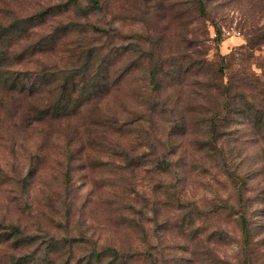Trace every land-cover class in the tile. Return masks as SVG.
Masks as SVG:
<instances>
[{
  "label": "rangeland",
  "instance_id": "obj_1",
  "mask_svg": "<svg viewBox=\"0 0 264 264\" xmlns=\"http://www.w3.org/2000/svg\"><path fill=\"white\" fill-rule=\"evenodd\" d=\"M94 1L0 0V264H264V0Z\"/></svg>",
  "mask_w": 264,
  "mask_h": 264
},
{
  "label": "trees",
  "instance_id": "obj_2",
  "mask_svg": "<svg viewBox=\"0 0 264 264\" xmlns=\"http://www.w3.org/2000/svg\"><path fill=\"white\" fill-rule=\"evenodd\" d=\"M77 2V0H75ZM92 2L96 5H98L97 1L92 0ZM201 10L203 11V3L199 0ZM94 32H102L101 29L97 27H93ZM85 66V65H84ZM84 66H80V68H84ZM48 81L53 84L54 80L52 77L48 78ZM57 85L62 86L61 91L57 92V95L55 96L54 100L48 104V107L44 110H42V113L46 117H51L54 119H59L61 117H73L76 116L77 112L80 111V106L85 104L86 102H89V100L97 93L94 92L93 94L89 95L90 97L84 96L80 92H75L76 81L69 82L67 79L65 80H59ZM83 89L80 88L79 91H82ZM74 93H77V95L73 96ZM56 100V107L54 105V102ZM71 106V108H70ZM239 196L240 199H244L243 191L239 190ZM238 221L241 229V233L243 236V241L245 244L248 243V239L250 237V226L248 222L247 215L244 212H238ZM3 227L2 224H0V229ZM4 229V228H2ZM7 234H0V246L8 245L11 242H14L12 246H14V249H20L23 247V244L19 240H13L15 239L16 235L21 233L20 230L15 226H9L7 227ZM6 237H3L5 236ZM13 240V241H12ZM97 255V256H96ZM107 255L110 257V261L107 264H116L118 261V258L121 257L119 252L111 247H107L106 249L101 250L100 252L95 251L92 257L96 256V262L102 261V258ZM88 262L91 263L90 260Z\"/></svg>",
  "mask_w": 264,
  "mask_h": 264
}]
</instances>
